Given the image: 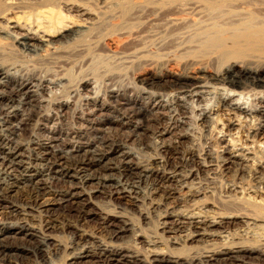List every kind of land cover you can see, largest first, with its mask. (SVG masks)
<instances>
[{"label":"bare ground","instance_id":"6f19581e","mask_svg":"<svg viewBox=\"0 0 264 264\" xmlns=\"http://www.w3.org/2000/svg\"><path fill=\"white\" fill-rule=\"evenodd\" d=\"M81 1L0 0V260L67 264L65 259L77 253L94 264H264V189L257 187L252 193L242 183L254 176L253 183L264 185V162L255 158L258 147L243 143L264 135V111L248 121L230 108L229 100L220 99L217 109L199 119L206 133L219 124L214 140L208 139L204 149L187 145L190 137L180 135L171 145L161 146L160 156L142 164L126 151L122 132L112 138L98 137V145L93 140L85 147L55 136H39L25 145L20 138L29 133L28 125L39 112L33 108L28 117L20 118L19 108L14 107L28 97L35 81L52 76L49 70L66 75L81 60L107 52L138 58L134 80L149 97L161 100L158 108L170 94L224 90L225 86L264 88V0H191L193 6L207 7L216 17L200 33V52L199 43H188L183 47L186 54L166 58L142 55V38H138L142 34L134 37L120 31L115 38L107 33L106 17L116 22L129 14L133 0H123L119 17L107 16L111 0L97 1L104 4L96 3L100 12L91 8V0ZM162 1L173 5L180 0ZM253 5L258 11L262 8L261 13L250 10ZM188 9L170 6L165 20L175 27L197 25L199 17ZM21 56H30L37 65L33 72L17 77L16 71L24 65L19 63ZM45 67L49 70L41 75ZM94 82L85 75L79 87ZM126 103L131 113L116 111L103 121H127L123 124L129 127L130 114L145 116V109L135 101ZM225 114L228 118L220 121ZM14 120H19L20 132L11 129ZM151 121L156 129L163 118L154 116ZM136 127L150 131L147 126ZM244 127H248L246 140L240 134ZM211 142H216V148ZM218 174L231 181L223 191L227 199L242 190L243 194L249 191L255 203L247 207L242 206L243 199L225 198L219 207L209 201L208 190ZM87 184L93 185L92 192L84 190ZM97 194L109 197L113 207H96L92 200ZM181 207L187 210L178 213ZM128 208L138 211L144 223L159 213L160 235L187 232L181 244L185 250L178 252V241L173 246L157 234H138L140 226L127 214ZM58 230L71 235L69 244L54 236ZM127 237L132 244H127ZM194 242L203 246H188Z\"/></svg>","mask_w":264,"mask_h":264},{"label":"rangeland","instance_id":"374dc122","mask_svg":"<svg viewBox=\"0 0 264 264\" xmlns=\"http://www.w3.org/2000/svg\"><path fill=\"white\" fill-rule=\"evenodd\" d=\"M86 1L87 0H82L81 2L84 3ZM97 1L98 0H91L90 3L86 2V4L89 3L94 11L97 10L96 12H100V6L104 4H100L101 0L99 2ZM111 1H109L111 4H108V7H106L108 12L107 16H122L123 14L122 12L120 13L118 8L120 5H122L123 0ZM96 3H99L100 8L95 6ZM192 4L193 3L191 0H180L173 5L174 7L183 6L190 8L188 11L191 10V12L196 15V19L199 17L197 20L199 23H197V25L187 24L181 27L180 25L175 27V25L169 23L167 19L165 20L164 14L171 12L168 11V8L173 6L172 3L166 4L162 0H133L131 3H129V14L122 16V18L118 19L116 22L114 19L106 17L108 21L106 20L104 26L108 27L107 33H114L115 38L120 37L118 35L121 32H124L125 34L134 33V37H138V35L140 36V34H142L138 38H142L140 39V41L142 40L140 42V47L143 48V51H145L142 54L145 57L166 58L170 57L171 55L172 57H179L180 55L186 54V50L183 47L189 45L190 43H193V46L199 43L197 49L200 52V39H203V35H200V33L202 34L204 26L210 24L211 20L213 21V18L216 17V13L211 12V10L207 7H195ZM254 7L255 6L253 5L249 9L254 11L256 9V11H258V9ZM261 10L263 9L261 8ZM261 10L258 12L261 13ZM64 14L66 13L64 12ZM116 24L118 27L116 26L115 28L113 25ZM29 57L30 56L20 57L21 60L19 63L24 65L20 71H16L17 77L18 75L21 76L22 74H28L31 72V70L33 72L34 66L37 65V62L32 61V59ZM90 57L91 59L87 58L84 61L81 60L80 62L76 63V65L72 66L74 69L64 72L65 74L67 73L66 75L53 74L55 73L53 72L55 69L53 68L52 71L49 70L50 65H48L49 67H45L46 69L44 68V71L41 73V75H45V70H49L52 72V76H48L46 77V80L44 78L40 82L35 81L33 83L34 85L31 86V91L29 92L28 97L26 99L22 98L21 103H15L14 107L19 108L18 110L20 118L28 117L27 114H29L30 109L33 108L39 112V115L28 125L29 129L27 132L29 133L21 136V138L19 137L25 145H27L31 139L39 136L44 138L55 136L59 138H66L68 141H70L72 146L85 147L90 145L93 140L98 145L96 140L98 137L105 136L112 138L114 136H119L120 132H122L123 143L126 147V151L131 153L134 161L140 162V160H142V164H146L151 162L153 158L160 156V149L163 144L169 143V145H171V143H174L179 139L180 135H187L190 137L189 141L186 142L187 145H195L199 150L204 149L208 139L213 138L214 140L216 136V130L219 129V124L214 125L215 131L206 133V131L199 125V119L205 112H208L211 109H217L220 99L229 100L230 108H232L233 111H239L238 113L242 115L241 117H243V119H248V121L252 119L255 120L253 117L258 111H264V88L262 87H256L255 89H243L252 97L251 107L249 108H244L233 103V100L236 98L235 96H231L226 99L225 88H223L224 90L212 89L210 91L207 90L198 93L166 95L163 99L164 106L158 108L161 100L157 97H149V95L144 90H141L140 86L134 80L133 71L136 67V60H138V58L128 55L115 56L113 52H107L103 55L96 54L93 55V57L91 55ZM85 75H89V77L93 78L96 83L94 82V84L87 87H79V80ZM228 89L235 90L237 92L242 90L238 87ZM109 94H113V97L112 95L109 96ZM127 99L135 101L138 104V107L145 109V116L138 117L130 114L131 117L128 118V122L131 125H129V127H125L126 125L123 124L127 121H118L116 123H108L103 121L104 116L107 114L112 115L116 111L127 114L131 113V106L126 103ZM60 102H63L65 105L60 106ZM177 104H179V107H182V114L179 113V107ZM6 115L7 117H11L13 114L11 115V113H6ZM154 116H160L163 118V122L158 125V128L156 129H152L153 122L151 120ZM2 117L3 116L1 115V118ZM45 117L49 118L46 119ZM225 118H228V114L227 116L226 114L223 115V117H221L222 120L220 121H223ZM142 125L150 128V131L146 133V129H138L136 127ZM10 127L12 130L17 129L19 131V120H14L10 124ZM247 128L248 127H244L240 132L243 139L245 140L246 138L244 137H246ZM13 136L18 138L17 135ZM251 138H249L247 142L244 141L243 143H247L249 146L253 145L258 147V150H255V158L256 160H261L264 162V135ZM215 143L216 142H213L211 144V146L214 148H216ZM244 146L247 145L244 144ZM244 153H246V151ZM220 175L221 174H218L216 176L217 178L215 177L214 182L210 186L211 188L208 190L210 191L208 194V200L219 207L224 205V201L227 199V195L223 192L224 187L231 182L230 180L222 178ZM253 180L254 176L253 178L249 176L246 177L244 180H242L243 186L252 193L258 188V190L261 189L260 191L263 192L262 190L264 189V185L259 183L255 184L253 183ZM84 188V190L88 192H92L94 190L93 185L87 184ZM241 191L242 190H239L237 196H232L230 199H243L240 202H243L242 206L247 207L250 206L249 204L255 203V199H250V194H248L249 191H246L247 193L245 194L241 193ZM262 194H264V192ZM204 196L205 195H202L198 199L202 200ZM230 199L228 197L227 200ZM92 201L96 207H113V202L110 200V198L102 194H97ZM144 207L143 208L148 211V206L145 205ZM185 210H187L186 207H181L177 210V212L182 213ZM126 212L131 218H133L134 222L140 226L137 230L138 234L143 232L147 237L157 234L158 237L163 239V241H165L168 245H178L172 244V242L178 241L179 245L177 247L181 248V244L184 243L186 234H188L187 232H183L179 234L172 233L160 235L158 234L160 231L158 228L159 224H157L160 215L159 213L153 214L154 217L151 215V218L149 220L147 219L146 223H144L138 211L135 212L133 209L128 208ZM53 234L54 236H58V238L63 243H70L71 235L67 234V232L58 230ZM126 240V242H128L127 244H132V240L130 238L127 237ZM189 244L188 246L193 247L199 245L203 246V244H200V242H194L190 245ZM182 250H185V248H181V251L178 252H182ZM54 259L56 262H59L58 260H60L59 258ZM82 260V256L77 253L70 255L65 259L67 264H94ZM0 264L9 263L7 261L0 260Z\"/></svg>","mask_w":264,"mask_h":264},{"label":"clouds","instance_id":"9594fccd","mask_svg":"<svg viewBox=\"0 0 264 264\" xmlns=\"http://www.w3.org/2000/svg\"><path fill=\"white\" fill-rule=\"evenodd\" d=\"M225 92H226V96H225L226 99L228 97L235 96L236 98L233 100V103L244 108L251 107L252 97L249 94H247L243 89L237 92L235 90H229L227 86H225Z\"/></svg>","mask_w":264,"mask_h":264}]
</instances>
